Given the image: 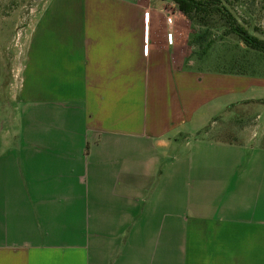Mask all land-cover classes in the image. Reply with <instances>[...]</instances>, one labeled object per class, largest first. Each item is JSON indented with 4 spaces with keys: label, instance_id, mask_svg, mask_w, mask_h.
I'll return each mask as SVG.
<instances>
[{
    "label": "crops",
    "instance_id": "obj_1",
    "mask_svg": "<svg viewBox=\"0 0 264 264\" xmlns=\"http://www.w3.org/2000/svg\"><path fill=\"white\" fill-rule=\"evenodd\" d=\"M79 4L0 73V264H264V78L195 65L168 2Z\"/></svg>",
    "mask_w": 264,
    "mask_h": 264
},
{
    "label": "rangeland",
    "instance_id": "obj_2",
    "mask_svg": "<svg viewBox=\"0 0 264 264\" xmlns=\"http://www.w3.org/2000/svg\"><path fill=\"white\" fill-rule=\"evenodd\" d=\"M80 1L0 0L2 66L0 73L6 92L9 91L8 88L9 86L11 87V84L16 86L18 81L17 71L26 55L28 38L35 21L40 17L43 10L48 5L52 8L80 5ZM168 3L173 5L171 2ZM222 3L235 15L238 23L247 28L254 36L264 40V0H222ZM222 25H224L223 22H217L214 24L215 27L208 32L204 41L195 43L192 47L190 46V60L198 67L207 68L209 73L228 75H231L230 68L237 60V65H244L243 67L246 68L253 67L257 69L260 67L259 75H261L260 72L264 71V56L247 50L235 36L225 35L226 30H224ZM193 35L194 31L191 33V36ZM209 42H211V46H208ZM220 70L224 71L219 72ZM253 77L258 78L257 76ZM234 113L233 111H228L216 120L220 124L226 123L227 119L235 115ZM232 122L236 123V120ZM210 125L211 122L208 126ZM216 128L219 129V126Z\"/></svg>",
    "mask_w": 264,
    "mask_h": 264
},
{
    "label": "trees",
    "instance_id": "obj_3",
    "mask_svg": "<svg viewBox=\"0 0 264 264\" xmlns=\"http://www.w3.org/2000/svg\"><path fill=\"white\" fill-rule=\"evenodd\" d=\"M134 1V0H131ZM162 2H171L179 10L180 13L191 23L194 35L189 38V44L192 47L195 43L204 41L206 35L211 31L217 22L224 23L225 35L235 36L247 50L254 51L264 56V40L251 34L247 28L238 23L237 18L226 7L222 0H160ZM201 30V31H198ZM203 30V31H202ZM208 46H211L209 42ZM244 65H237V60L230 68L231 75L237 76H257L264 78V71L259 75L260 67L246 68ZM228 67V66H227ZM224 71L220 70L219 72ZM229 71V70H228ZM5 85L2 86V93H5ZM264 103V101H263Z\"/></svg>",
    "mask_w": 264,
    "mask_h": 264
}]
</instances>
